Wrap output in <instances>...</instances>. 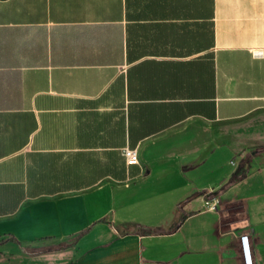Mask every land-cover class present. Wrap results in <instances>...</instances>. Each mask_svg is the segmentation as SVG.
<instances>
[{
	"label": "crops",
	"instance_id": "obj_1",
	"mask_svg": "<svg viewBox=\"0 0 264 264\" xmlns=\"http://www.w3.org/2000/svg\"><path fill=\"white\" fill-rule=\"evenodd\" d=\"M245 234L264 264V0H0V264H244Z\"/></svg>",
	"mask_w": 264,
	"mask_h": 264
},
{
	"label": "built area",
	"instance_id": "obj_2",
	"mask_svg": "<svg viewBox=\"0 0 264 264\" xmlns=\"http://www.w3.org/2000/svg\"><path fill=\"white\" fill-rule=\"evenodd\" d=\"M123 154L125 156L126 163L128 165L138 164L140 162L139 152L137 148L126 147L123 149ZM219 201L220 200L218 196L213 195L211 197H208L205 200V206L207 207V209L216 210L218 207ZM240 241H241L243 263L244 264H254L253 258H252V252L250 248V243L248 240V235L246 234L241 235Z\"/></svg>",
	"mask_w": 264,
	"mask_h": 264
},
{
	"label": "trees",
	"instance_id": "obj_3",
	"mask_svg": "<svg viewBox=\"0 0 264 264\" xmlns=\"http://www.w3.org/2000/svg\"><path fill=\"white\" fill-rule=\"evenodd\" d=\"M257 154V150H254L252 152V155H247L246 157H243L240 161L239 166L235 170V174L232 177V181L239 180L241 177L245 175V173L248 171V169L251 166L252 156ZM182 218L177 221V225L181 224Z\"/></svg>",
	"mask_w": 264,
	"mask_h": 264
},
{
	"label": "rangeland",
	"instance_id": "obj_4",
	"mask_svg": "<svg viewBox=\"0 0 264 264\" xmlns=\"http://www.w3.org/2000/svg\"><path fill=\"white\" fill-rule=\"evenodd\" d=\"M228 151L229 150L225 146L221 149V152H220V156H221V160H222L221 165H220L221 168H223L226 165L228 167L231 166V164H229V161L234 155L229 154ZM209 165H211V163H209ZM216 169H217V167H215V169H211V172L216 171ZM179 215H181V213Z\"/></svg>",
	"mask_w": 264,
	"mask_h": 264
}]
</instances>
